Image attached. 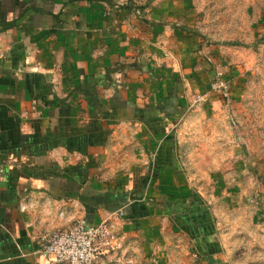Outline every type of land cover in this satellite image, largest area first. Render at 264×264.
Returning a JSON list of instances; mask_svg holds the SVG:
<instances>
[{
    "label": "crops",
    "instance_id": "crops-1",
    "mask_svg": "<svg viewBox=\"0 0 264 264\" xmlns=\"http://www.w3.org/2000/svg\"><path fill=\"white\" fill-rule=\"evenodd\" d=\"M193 17L188 0H0V264H53L39 234L80 218L115 220L137 264H247L264 165L237 143L226 171L196 131L257 110L264 58L209 49Z\"/></svg>",
    "mask_w": 264,
    "mask_h": 264
},
{
    "label": "rangeland",
    "instance_id": "rangeland-1",
    "mask_svg": "<svg viewBox=\"0 0 264 264\" xmlns=\"http://www.w3.org/2000/svg\"><path fill=\"white\" fill-rule=\"evenodd\" d=\"M188 1L194 10L193 30L209 49L240 50L245 53L243 56L246 61L249 58V54H256L258 57L264 58V45H257L258 41L263 39L261 35L264 28V0ZM262 71H264V63ZM259 92L261 93V98L258 100L257 110L250 107L241 112L238 119L239 122L232 109L229 108L216 121L220 124L217 129L207 126L204 131L203 126L206 121H203L200 124V128L196 131L205 136L206 139H211V137L218 139L221 152L220 157L215 159L214 162L223 164L226 171H231L237 166V160L233 155L237 149V143L242 148L246 147L248 151L250 149L253 150L259 157L256 163L260 162V164L264 165V79L259 87ZM230 94L231 90L226 97H230ZM226 104L231 103L226 101ZM210 122L211 120L209 119L207 123ZM209 146L211 145L209 144ZM207 149L208 147L206 146ZM246 161L248 167L252 165V161L249 159V152ZM212 165L214 164H210V167ZM232 209L230 208L231 211ZM240 216L248 219L249 214L247 211L246 213L242 211ZM242 230H248L247 223ZM254 243L255 246H252L254 249L251 255L245 257V261L247 264H264V241L258 240L254 241Z\"/></svg>",
    "mask_w": 264,
    "mask_h": 264
},
{
    "label": "built area",
    "instance_id": "built-area-1",
    "mask_svg": "<svg viewBox=\"0 0 264 264\" xmlns=\"http://www.w3.org/2000/svg\"><path fill=\"white\" fill-rule=\"evenodd\" d=\"M211 87L214 93L224 96L231 90L221 72L216 74ZM26 209L21 205L22 211ZM118 216L123 218L124 212L120 210ZM38 242L40 255L53 264H137L127 254L121 232L112 219L97 225L89 224L85 218L74 219L67 228L44 229Z\"/></svg>",
    "mask_w": 264,
    "mask_h": 264
},
{
    "label": "trees",
    "instance_id": "trees-1",
    "mask_svg": "<svg viewBox=\"0 0 264 264\" xmlns=\"http://www.w3.org/2000/svg\"><path fill=\"white\" fill-rule=\"evenodd\" d=\"M81 198V200H82V202H84L85 204H91L92 203V195H91V193H86L85 194V197H80ZM84 198H86V199H84ZM87 206H89V205H87ZM119 206H122V205H119Z\"/></svg>",
    "mask_w": 264,
    "mask_h": 264
}]
</instances>
